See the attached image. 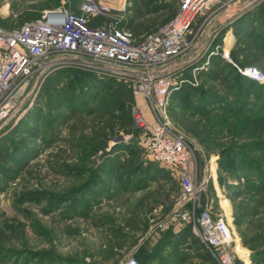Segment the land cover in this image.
Segmentation results:
<instances>
[{"label":"rangeland","instance_id":"1","mask_svg":"<svg viewBox=\"0 0 264 264\" xmlns=\"http://www.w3.org/2000/svg\"><path fill=\"white\" fill-rule=\"evenodd\" d=\"M82 1L0 0V27H18L61 2L75 10ZM94 1L107 12L102 23H117L135 36L168 23L180 3ZM254 14L262 31L264 0H241L208 26L219 29L220 43L230 35L225 40L230 60L223 58L228 65H220L219 76L199 77L207 68L197 61L200 46L175 64L195 76L194 86L201 89L200 99L197 95L192 100L197 105L210 92L232 101L228 84L233 83L238 96L246 92V100L260 105L264 115V47L255 38L235 36L231 27ZM249 69L263 78L246 77L257 78ZM82 72L51 73L0 129V153H5V161L0 160V264H124L130 257L140 264H217L192 236L183 237L173 227H154L172 212L180 185L173 171L150 162L139 145L132 114L142 100L125 92L123 106L110 110L102 103V82L80 77ZM79 101H87L88 107L80 109ZM169 105L168 117L187 138L198 180L208 181L202 201L221 211L231 227L235 264H256L264 258V193L244 192V174L238 171L239 179L231 178L224 169L229 164L221 166L220 161L228 147L263 139L264 129H246L239 115L202 116L195 108ZM229 185L238 194H231ZM28 193L44 198L29 201L24 198ZM235 216L241 217L240 225L234 224Z\"/></svg>","mask_w":264,"mask_h":264},{"label":"built area","instance_id":"2","mask_svg":"<svg viewBox=\"0 0 264 264\" xmlns=\"http://www.w3.org/2000/svg\"><path fill=\"white\" fill-rule=\"evenodd\" d=\"M239 1L180 0L168 23L139 36L117 23H102L107 12L94 0H83L75 10L61 2L18 27H0V129L54 71L76 69L123 83L142 100L132 114L139 145L150 162L173 171L180 185L172 212L157 221L155 229L189 228L217 264H235L231 227L221 211L202 201L208 181L198 180L187 138L174 128L168 106L171 93L182 83H196L194 75L184 79L183 69L175 65L191 50L200 46V68L214 55L230 60L225 38L218 43L219 29L208 26ZM249 70L257 73L255 81L263 78ZM176 74L182 77L176 80ZM246 77L254 80L250 74ZM124 264L140 263L130 257Z\"/></svg>","mask_w":264,"mask_h":264},{"label":"trees","instance_id":"3","mask_svg":"<svg viewBox=\"0 0 264 264\" xmlns=\"http://www.w3.org/2000/svg\"><path fill=\"white\" fill-rule=\"evenodd\" d=\"M37 18V17H36ZM254 20L258 21L257 14L255 15H246L245 17H241L238 21L233 22L231 27L233 28V34L239 37L240 35H246L247 38H255L256 41L264 47V28L262 31L259 30L258 25H255ZM259 30V31H258ZM228 35L225 40L229 37ZM220 39L218 40V43ZM233 53L232 57L233 58ZM221 64H226L225 60L220 55L211 56L209 62L207 64V68L202 70L199 74V77L204 76V78H214L221 73ZM228 65V64H226ZM72 72L76 77L75 71ZM80 77L85 78H94L97 82L101 81L103 84V95H102V103L104 106L113 109L114 107H122L124 101L125 92H131L126 85L123 83L116 81L114 79H99L94 74L89 72H82L79 73ZM242 75V74H241ZM183 78L187 80L192 79L191 74L189 71H184ZM242 78L240 76H237ZM224 79V77H223ZM244 79V78H242ZM249 82V81H248ZM100 83V82H99ZM253 83V82H249ZM264 85V83H262ZM254 85V83H253ZM256 85V84H255ZM259 88L258 96L262 93V89ZM228 89L235 95L234 99L231 101L228 99L227 95H222L216 92L204 93L203 100L200 102V105H197L196 102L192 101L195 96H200L199 92L201 89L198 86H194L189 84L188 82H184L180 85L177 90H174L171 93L169 104H181V108H195L202 116H209L211 114H226L227 117L231 116H238L241 117V125L246 129H257L262 128L264 129V115L260 114V105L255 107V104H250L249 101L245 98V92L242 96H238L237 88L232 84H228ZM261 90V91H260ZM122 93V94H121ZM263 96V95H262ZM84 98V97H83ZM83 98H80L82 100ZM92 98V97H91ZM90 98V99H91ZM230 98V97H229ZM89 99V100H90ZM80 109H86L88 107L87 101H79ZM264 103V100H263ZM264 105V104H263ZM170 106V105H169ZM168 106V107H169ZM258 107V108H257ZM260 115H259V114ZM258 114V119H257ZM264 133H262L263 135ZM264 136V135H263ZM5 153H0V160L5 161ZM221 156L226 157L220 161L221 166L222 164H229L225 169L226 172L229 173L231 178L239 179L238 178V171L244 174L243 182L241 183L240 187L243 188L244 192L247 193H264V137L263 139L258 140H249L242 145H234L228 147L226 151H224ZM232 156V157H231ZM227 163H226V161ZM234 166V168H231ZM251 166V167H250ZM237 167V169H236ZM243 170V171H242ZM245 171V173H244ZM231 194H238L233 190V187L229 185L227 187ZM29 201L33 202H40L44 197H42V193H28L27 197H24ZM234 224L240 225L241 224V217L235 216ZM189 229V228H188ZM253 254V252H252ZM154 257H151V259ZM150 259V260H151ZM150 260L145 261L144 263H148ZM255 260V259H254ZM258 259L255 260L256 264H264V258L257 262Z\"/></svg>","mask_w":264,"mask_h":264},{"label":"crops","instance_id":"4","mask_svg":"<svg viewBox=\"0 0 264 264\" xmlns=\"http://www.w3.org/2000/svg\"><path fill=\"white\" fill-rule=\"evenodd\" d=\"M179 231H180L179 234H180L181 236H183V237H187V238H188V237H191V236H192L193 238H195V237L191 234V232H190V230H189L188 228H183V230H180V229H179ZM179 231H178V232H179ZM195 239L198 241L197 238H195ZM162 241H163V240H162ZM198 242H199V241H198Z\"/></svg>","mask_w":264,"mask_h":264},{"label":"bare ground","instance_id":"5","mask_svg":"<svg viewBox=\"0 0 264 264\" xmlns=\"http://www.w3.org/2000/svg\"><path fill=\"white\" fill-rule=\"evenodd\" d=\"M252 77H253V79H257V78H255L253 75H252Z\"/></svg>","mask_w":264,"mask_h":264}]
</instances>
